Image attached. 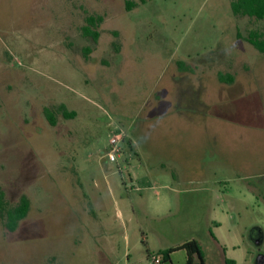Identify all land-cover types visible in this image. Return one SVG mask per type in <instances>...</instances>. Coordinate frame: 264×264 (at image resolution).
<instances>
[{
    "label": "rangeland",
    "instance_id": "obj_1",
    "mask_svg": "<svg viewBox=\"0 0 264 264\" xmlns=\"http://www.w3.org/2000/svg\"><path fill=\"white\" fill-rule=\"evenodd\" d=\"M252 34L264 40V20L236 17L231 0H0V191L7 209L30 201L15 231L0 216V264H146L188 237L207 247L209 230L245 255L251 237L256 264L264 54Z\"/></svg>",
    "mask_w": 264,
    "mask_h": 264
},
{
    "label": "trees",
    "instance_id": "obj_2",
    "mask_svg": "<svg viewBox=\"0 0 264 264\" xmlns=\"http://www.w3.org/2000/svg\"><path fill=\"white\" fill-rule=\"evenodd\" d=\"M147 1L148 0H141V4H145ZM231 8L233 14L236 17H248L251 19H256L257 21L264 20V0H231ZM100 22L101 19L88 17L87 26L84 28L83 34L97 41L99 33L96 28ZM248 42L252 44L259 52L264 54V40L261 39L257 34L250 35ZM61 108L65 117L70 118L75 115L73 113L69 116L64 107L62 106ZM4 206H8V204L5 201L4 192L0 191V216L3 219H7L6 224L8 229L10 231H15L19 223L28 215L30 211V201L26 197H23L19 204L15 207H8L9 209H7ZM5 210L7 212H4ZM5 213H7L6 216ZM177 250H185L187 252L188 260L186 264H206L201 246L196 240L187 241L180 246L160 252L156 256V259H158L160 262L169 261L170 254ZM226 263L235 264V262L231 260H227Z\"/></svg>",
    "mask_w": 264,
    "mask_h": 264
},
{
    "label": "crops",
    "instance_id": "obj_3",
    "mask_svg": "<svg viewBox=\"0 0 264 264\" xmlns=\"http://www.w3.org/2000/svg\"><path fill=\"white\" fill-rule=\"evenodd\" d=\"M201 232L203 233V231H201ZM214 233L215 232L213 230H209V232L207 234V237H209V239H210L209 242H211V244L207 246L208 248L205 247L206 245L205 246L202 245L203 243H201L196 237H188L187 239H183V241L173 243L172 245L168 246L166 249L158 251V253H156V254H154V253L152 254V253L148 252V256H147L148 259L146 258L145 262H146V264H186L187 260H188V255H187V252L185 250H177V251L171 253L169 261H166V262L163 261V262L157 263L156 262V256L160 252H163L167 249L180 246L187 241L196 240L201 246L206 264H214L213 255L216 254V248L217 249L220 248L222 251V254H223L222 264H227L226 263L227 260L234 261L235 264H241V263L254 264L255 252H254V244H253V241L251 240L252 239L251 237L248 236L249 240H248V242H246L247 247L245 249V251H246V255H245V253L243 252L244 250H243L242 246L238 245L239 243L232 245L231 246L232 250H229L227 247L221 248V242H220L218 236L215 235ZM244 239H246L245 236H244ZM259 241H260V244H262V238ZM141 262H143V261H141Z\"/></svg>",
    "mask_w": 264,
    "mask_h": 264
},
{
    "label": "built area",
    "instance_id": "obj_4",
    "mask_svg": "<svg viewBox=\"0 0 264 264\" xmlns=\"http://www.w3.org/2000/svg\"><path fill=\"white\" fill-rule=\"evenodd\" d=\"M122 136L121 135H115L113 138L110 140V145L113 147L111 152L108 154L109 159L111 162L116 161V155L115 153L119 152V147H117L118 143L121 141ZM156 262L159 263L160 261L156 259Z\"/></svg>",
    "mask_w": 264,
    "mask_h": 264
},
{
    "label": "water",
    "instance_id": "obj_5",
    "mask_svg": "<svg viewBox=\"0 0 264 264\" xmlns=\"http://www.w3.org/2000/svg\"><path fill=\"white\" fill-rule=\"evenodd\" d=\"M258 244H260V243H258ZM256 264H264V254L260 253V254L257 256Z\"/></svg>",
    "mask_w": 264,
    "mask_h": 264
}]
</instances>
